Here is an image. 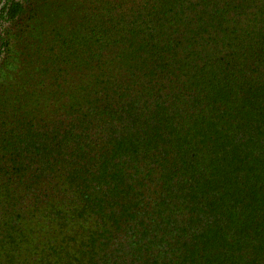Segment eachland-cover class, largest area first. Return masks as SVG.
I'll return each mask as SVG.
<instances>
[{
	"label": "trees",
	"instance_id": "16d2710c",
	"mask_svg": "<svg viewBox=\"0 0 264 264\" xmlns=\"http://www.w3.org/2000/svg\"><path fill=\"white\" fill-rule=\"evenodd\" d=\"M142 2L1 89L0 264H264V0Z\"/></svg>",
	"mask_w": 264,
	"mask_h": 264
},
{
	"label": "rangeland",
	"instance_id": "374dc122",
	"mask_svg": "<svg viewBox=\"0 0 264 264\" xmlns=\"http://www.w3.org/2000/svg\"><path fill=\"white\" fill-rule=\"evenodd\" d=\"M142 4V0H0V92L4 86L10 94L22 87L39 101V80H50L44 77L48 58L69 54L77 36L103 37L111 23L118 24V30L136 27Z\"/></svg>",
	"mask_w": 264,
	"mask_h": 264
}]
</instances>
